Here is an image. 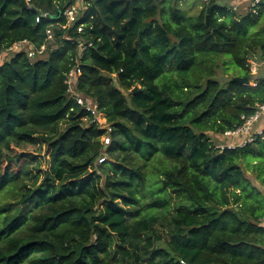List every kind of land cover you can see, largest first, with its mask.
Wrapping results in <instances>:
<instances>
[{"label": "trees", "instance_id": "obj_1", "mask_svg": "<svg viewBox=\"0 0 264 264\" xmlns=\"http://www.w3.org/2000/svg\"><path fill=\"white\" fill-rule=\"evenodd\" d=\"M73 3L0 0V264H264V195L244 174L264 186V129L224 136L264 103V2L83 0L63 27ZM76 95L105 115V149Z\"/></svg>", "mask_w": 264, "mask_h": 264}, {"label": "built area", "instance_id": "obj_2", "mask_svg": "<svg viewBox=\"0 0 264 264\" xmlns=\"http://www.w3.org/2000/svg\"><path fill=\"white\" fill-rule=\"evenodd\" d=\"M28 1V0H27ZM207 2L208 0H202ZM225 1H229L231 2V8L233 10H238L239 7L243 4V2H247L248 3V9H254L256 7V5L260 2H264V0H225ZM79 4H81V6H83V0H74V3L71 5H68L64 11H63V15L66 17V25L63 27H67L73 23H75V21L78 19V16L81 15V11H80V7ZM44 16H47V13L43 14ZM38 20V19H37ZM83 31V26L82 24H78L77 26V32H81ZM46 34L48 39H52L53 38V33L50 29L46 30ZM22 46H26L27 49V55L28 57L32 58L34 57L36 54H42L45 48V45H41L38 48L34 47V44L30 43L27 40H21L19 42H16L10 49H17L19 47ZM84 47H82L83 49ZM81 51V50H80ZM5 55V53H0V62L3 60V56ZM251 64H262L264 65V59L261 60L260 62H251ZM251 67V65H250ZM251 69V68H250ZM80 74V70L77 66H75L74 68L70 69L66 75V79H65V83L68 86V92H73V89L75 87L76 84V79H77V75ZM73 95V93H72ZM75 101L77 102V104L81 105L82 107H84L88 112L91 113V115L93 116L92 121L96 122L98 124V126L105 128L106 129V133L102 136V142H103V148L107 147L108 144L110 143V127L109 125L106 124V119L102 120V113L97 111V105L95 103H91L88 102L86 100H84L83 98L79 97V96H73ZM264 116V103L258 106V110H256L255 113H253L251 116H249L248 118L245 119L244 123L234 129V130H230V131H226L224 133V136L226 137H230V138H242L243 139L240 141V144L245 143L247 141L251 140V136H252V127L259 122L262 117ZM262 130L256 131V133H261ZM227 147H234L236 144L233 143H228L226 144ZM221 147H223L222 145H220ZM105 160V154L102 153L100 154V156L98 157V163H102Z\"/></svg>", "mask_w": 264, "mask_h": 264}, {"label": "rangeland", "instance_id": "obj_3", "mask_svg": "<svg viewBox=\"0 0 264 264\" xmlns=\"http://www.w3.org/2000/svg\"><path fill=\"white\" fill-rule=\"evenodd\" d=\"M201 3H206L205 1H202V0H180V3H179V5L182 7V8H184V9H189L192 13H195V12H197L198 11V9H199V5L201 4ZM243 7H239V9H238V12H240V13H244L247 9H248V3L247 2H243ZM241 5V6H242ZM79 9H80V11L82 10H84V7L83 6H81V4H79ZM81 11V12H82ZM262 19H264V17H262ZM260 24L261 25H263L264 24V20H262L261 22H260ZM262 64H251V69H250V71H251V73L253 74H255V73H257V71H258V68L261 66ZM231 71H239L237 68H234L233 66H231V69H230ZM217 75H218V78L220 79V80H222V79H224V78H228V77H230L231 75H234V74H230L229 73V71L228 72H224L223 71V68H222V66H220L219 67V69L217 70ZM114 76V75H113ZM252 82H250V84H251ZM126 93H128V92H126ZM102 120H105V115L102 113ZM257 126V125H256ZM256 126L253 128V130L256 128ZM252 130V132L251 133H254V131ZM226 138H228V140H229V143L231 142V143H233V144H235V143H237L238 141L237 140H235L234 138L232 139V138H230V137H226ZM221 144V143H220ZM25 150H27V152H31V153H33V154H40L41 156H44V147L43 148H39V147H30V148H28V149H25ZM42 166H45V162L43 161L42 162ZM244 174H245V176L248 178V179H250V181L262 192V194L264 195V186H262L261 184H260V182L255 178V175L254 174H252L250 171H246L245 170V172H244Z\"/></svg>", "mask_w": 264, "mask_h": 264}, {"label": "water", "instance_id": "obj_4", "mask_svg": "<svg viewBox=\"0 0 264 264\" xmlns=\"http://www.w3.org/2000/svg\"><path fill=\"white\" fill-rule=\"evenodd\" d=\"M209 11L210 10L208 8L207 9V14H206V25L209 24ZM232 79L235 80V81L241 82V83H248L249 82L248 78L245 77V76H242V77L241 76H235ZM135 89H136V87L134 88V91H135ZM105 148H103V149H105Z\"/></svg>", "mask_w": 264, "mask_h": 264}, {"label": "crops", "instance_id": "obj_5", "mask_svg": "<svg viewBox=\"0 0 264 264\" xmlns=\"http://www.w3.org/2000/svg\"><path fill=\"white\" fill-rule=\"evenodd\" d=\"M240 7H243V5L240 6ZM243 8H244V7H243ZM256 125H257V126H256ZM255 126H256V128L253 130L254 132L259 131V130H263V129H264V116L262 117L261 121H259V122H257V123L255 124Z\"/></svg>", "mask_w": 264, "mask_h": 264}]
</instances>
